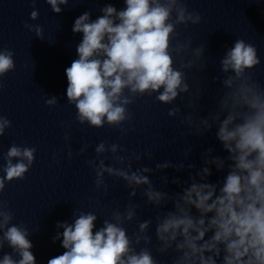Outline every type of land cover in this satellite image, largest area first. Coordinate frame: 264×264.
<instances>
[{"label": "clouds", "instance_id": "9594fccd", "mask_svg": "<svg viewBox=\"0 0 264 264\" xmlns=\"http://www.w3.org/2000/svg\"><path fill=\"white\" fill-rule=\"evenodd\" d=\"M38 2L30 0L32 21L39 18ZM44 2L53 13L60 14L61 5L83 0ZM124 3L120 10L106 4L95 20L86 11L74 21L73 33L83 36L76 48L78 58L65 74L67 103L74 106L78 124L96 129L107 125L124 135L131 130L134 116L130 106L138 98L154 97L155 102L173 105L167 115L187 125V135L202 137L215 128L216 140L227 155H214L215 148L209 147L200 154L202 166L198 168L190 162L193 148L188 146L179 162L164 160L153 168L141 164L142 159L153 160L151 151L143 156H125L119 154L126 151L119 144L101 141L95 146V158L86 161L94 172L96 190L108 193L107 174L124 182L130 198L142 189L146 204L166 210L158 212L154 220L138 222L130 236L125 225L137 219L141 207L131 199L123 211L113 209L110 218H104L102 227L95 231L100 216L74 209V222L58 221L52 237L53 242L61 240L65 251L47 264H161L153 249L161 257L170 256V264H264V87L252 75L261 64L256 46L242 38L235 40L220 59L222 78L212 80L222 86L216 108L206 117H197L193 100L202 99L203 90L191 96L185 69L205 71L207 64L201 58L206 45L191 49V39H179L178 26L199 25L201 13L189 10L187 0ZM24 27L43 40L42 26L25 22ZM186 54L193 58L186 59ZM14 55L13 50L0 46V91L3 78L16 68ZM177 62L179 68L175 67ZM182 94H189L187 107L193 109L187 115L175 106ZM58 103L56 96L45 99L50 107ZM11 127V120L0 114V137ZM64 139L68 141L70 136L65 134ZM87 148L82 146L76 154L83 155ZM36 151L35 147L10 145L0 164V196L7 183L25 179ZM108 153L111 165L101 158ZM67 155L69 160L73 158L71 146ZM133 161L139 165L135 170ZM213 166L216 172L224 173L215 183L209 180ZM168 169L188 173L187 180L160 176L162 188L171 183L179 191L158 189L150 179ZM13 221L9 203L0 198V264H36L29 239L34 231ZM6 246L11 252H4Z\"/></svg>", "mask_w": 264, "mask_h": 264}]
</instances>
